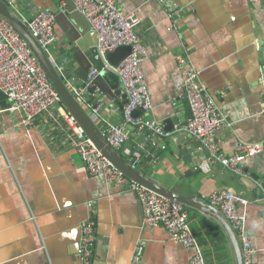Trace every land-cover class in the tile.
<instances>
[{
    "label": "crops",
    "instance_id": "crops-1",
    "mask_svg": "<svg viewBox=\"0 0 264 264\" xmlns=\"http://www.w3.org/2000/svg\"><path fill=\"white\" fill-rule=\"evenodd\" d=\"M2 1L24 24L39 11L55 15L51 63L88 115L91 107L98 108L100 132L106 124H123L122 99L103 82L106 93L90 94L73 75L79 67L87 71L88 46L66 6L56 0ZM115 1L123 14L139 19L141 68L152 106L148 119L162 128L166 118L184 110V69L176 61L181 56L196 71L203 96L225 119L213 136L217 151L231 156L240 143L264 144V0ZM11 106L8 98L0 99V264H82L80 226L87 221L93 222L95 235L89 264H188L189 251L168 231L142 225L140 201L129 183L88 176L63 120V106L50 108L30 127L22 126V114ZM126 131L125 147L132 149L141 137L132 127ZM160 143L167 148L156 153L158 162L144 160L137 171L164 189L200 200L216 189L241 195L248 202L241 207L245 232L258 248L253 264H264V201L250 191L264 183V156L247 158L242 175H235L213 161L208 170L199 168L209 159L192 139L179 147L172 136ZM254 173L261 185L250 178ZM194 211L190 228L205 264H235L220 225Z\"/></svg>",
    "mask_w": 264,
    "mask_h": 264
},
{
    "label": "built area",
    "instance_id": "built-area-1",
    "mask_svg": "<svg viewBox=\"0 0 264 264\" xmlns=\"http://www.w3.org/2000/svg\"><path fill=\"white\" fill-rule=\"evenodd\" d=\"M70 1L76 12L84 17L95 33L96 49L103 60L107 53L118 47H131L129 56L117 68L105 63L106 67L119 77L121 94L126 96L127 103L123 108V124H106L100 133L114 151H121L126 156L127 163L134 170L137 171L144 160L151 162L152 165L156 164L159 159L156 153L167 148L160 142L171 135L147 118L152 106L141 68L145 60V51L136 32L139 19L133 14H123L115 0ZM166 9L168 12L172 11L169 6H166ZM25 25L48 56L50 47L55 41V15L51 12L39 11ZM48 59L51 62L49 56ZM176 61L184 69L183 94L192 114L187 125L178 131L185 132L192 140L199 142L209 153L210 159L215 160L224 169L235 175H242V162L247 158L264 156V144L240 143L236 146L234 155L220 154L213 144V136L222 128L225 119L214 103L203 96L201 88L197 86L196 71L183 57L177 56ZM96 75V70H91L87 75L88 83ZM0 91L10 100L11 110L22 114L21 124L24 127H30L38 116L50 108L61 106L58 93L39 67L26 43L2 20H0ZM77 101L81 103L79 98ZM136 110L142 111L143 116L133 118L132 112ZM262 114H264V92ZM89 117L94 123L97 122L98 108L91 107ZM63 120L72 133V142L88 176L106 183H129L142 207V225L161 227L168 231L176 243L189 251L188 264H205L202 248L190 228L184 206L127 180L87 138L69 113L63 114ZM126 127H132L141 137V142L132 149L125 147L129 140ZM210 163V160H205L199 168L208 170ZM201 200L217 209L230 224L241 247L242 263L253 264V257L258 252V248L246 235V215L241 211V207H245L248 202L241 195L228 189H216L203 196ZM80 231V260L82 264H89L95 243L93 222L82 223Z\"/></svg>",
    "mask_w": 264,
    "mask_h": 264
},
{
    "label": "water",
    "instance_id": "water-1",
    "mask_svg": "<svg viewBox=\"0 0 264 264\" xmlns=\"http://www.w3.org/2000/svg\"><path fill=\"white\" fill-rule=\"evenodd\" d=\"M56 1L58 3H63L64 6H66L67 13L70 14L71 21L76 25L79 33L82 35L84 42H86L88 46L87 50L84 52L86 61L84 60V57L81 58V60H78V65H83L85 61L87 71H83V69L79 67V69L73 72V75L77 77L78 80H80L82 83L86 84L88 83L87 72L89 70H96L97 75L92 79L90 83H88V85L86 86V90L90 94H93V91H95L96 89L100 90L102 93H106L107 91H104L103 86V83H105L106 87L112 92L113 96L115 98L122 99L123 104L125 105L127 103V100L126 96L121 94L122 86L119 82V77L109 68H107L106 64H108L112 68H117L129 56L131 47L121 46L116 48L114 51L109 52L104 56V61L98 54V51L96 49V35L91 31L88 22H86L82 15L76 12L70 0ZM0 20L9 25L10 28H12V30L26 43L31 53L35 57L39 67L46 75L52 87L58 93L61 105L74 118L76 123L83 130L84 134L88 139L92 141V143L100 151V153L130 182H133L134 184L150 190L156 194H159L165 198L174 200L185 207L197 210L200 213L215 220L222 228L230 244L235 264H243L241 247L237 235L232 230L230 224L224 218V216L217 209L209 206L202 200L194 196L182 195L179 192L164 189L150 179L143 177L138 171L134 170L123 157H121L107 144L106 140L96 127L95 123L90 119L87 112L83 109L82 105L75 99L74 95L70 93L64 81L58 74V71H56V69L48 59V56L43 52L36 40L29 33L26 25L18 18H16V16L11 12L6 3L2 0H0ZM86 24L88 25V27ZM0 99H7V96L1 91ZM184 107V110L181 111L180 114L170 115L162 123V130L172 136V141L175 143L176 147H179L180 143L181 145L184 144L185 141L191 142V138L185 132L178 131L181 128L185 127L188 121L192 118L190 106L187 101H185ZM182 113H185L183 117ZM142 116L143 113L140 110L132 112L133 118ZM197 145V147L201 146L199 142H197ZM202 149L204 150L207 159H209L211 162H216L215 160L210 159V155L206 151V149H204L203 147ZM199 171L200 170H196V172ZM250 178L257 184L261 183V179H259V177L255 173L251 174ZM250 191L252 192L254 198L264 201V183L260 187H252ZM139 209L141 217L143 218L142 207L140 203Z\"/></svg>",
    "mask_w": 264,
    "mask_h": 264
},
{
    "label": "trees",
    "instance_id": "trees-1",
    "mask_svg": "<svg viewBox=\"0 0 264 264\" xmlns=\"http://www.w3.org/2000/svg\"><path fill=\"white\" fill-rule=\"evenodd\" d=\"M62 106V105H61ZM119 154V152H117ZM120 155V154H119ZM185 211L187 212L188 219L193 218L194 210L184 206Z\"/></svg>",
    "mask_w": 264,
    "mask_h": 264
}]
</instances>
